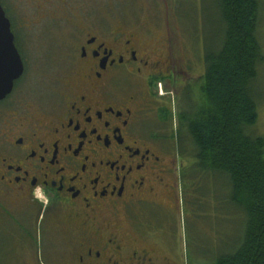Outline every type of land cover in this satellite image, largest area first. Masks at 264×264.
<instances>
[{
	"label": "flooded vegetation",
	"instance_id": "1",
	"mask_svg": "<svg viewBox=\"0 0 264 264\" xmlns=\"http://www.w3.org/2000/svg\"><path fill=\"white\" fill-rule=\"evenodd\" d=\"M0 4L25 65L0 100V236L33 244L26 264H181L180 58L125 24L120 3ZM29 57L71 76L53 99L20 98Z\"/></svg>",
	"mask_w": 264,
	"mask_h": 264
},
{
	"label": "trees",
	"instance_id": "2",
	"mask_svg": "<svg viewBox=\"0 0 264 264\" xmlns=\"http://www.w3.org/2000/svg\"><path fill=\"white\" fill-rule=\"evenodd\" d=\"M260 1H214L217 35L205 47L198 97L180 112L176 134L180 149L190 141L194 162L182 175L198 178L192 184L194 196L197 188L204 192L203 184L214 181L213 187L221 184L223 189L219 195L215 189V197L244 216L241 235L215 254L214 264H264V135L252 130L259 117L255 83L264 61Z\"/></svg>",
	"mask_w": 264,
	"mask_h": 264
},
{
	"label": "rangeland",
	"instance_id": "3",
	"mask_svg": "<svg viewBox=\"0 0 264 264\" xmlns=\"http://www.w3.org/2000/svg\"><path fill=\"white\" fill-rule=\"evenodd\" d=\"M83 1L98 2L104 5V8L107 3H120V19L125 21V24L141 30L148 42L161 50L160 53L172 50L174 57L180 58L182 62L180 69H184V73L181 75L184 78L180 81L179 97L170 89L173 92L171 94L172 107H176L175 103L180 100V112H182L183 109H187L189 103L197 99V86L191 87L189 83L194 82L196 85V82L197 84L201 82L205 73V47L217 35L219 15L215 7V0ZM260 2L261 16L258 33L264 51V0ZM60 36L61 34L58 32L56 36L54 35V40L62 41ZM186 64L191 66L187 67ZM45 66L47 65L43 60L38 58L29 57L27 59L28 68L17 87L20 98L24 101L35 104L44 97L53 99L52 91L58 87L57 84H62L63 81L71 77L62 74V65H51L50 70L44 69ZM187 72L188 74L185 75ZM255 84V92L259 94V117L252 130L257 134L264 135V61L259 67V75ZM160 90L164 94L167 93L163 86H160ZM172 141L174 146L179 148L175 156L181 165V170L189 166L192 167L194 161L189 155L188 149H191L190 141L187 144L184 142V149H180L177 135H174ZM191 174L188 173L186 178L182 177L183 182H181L183 186L186 185V180L189 179L188 182H190L187 188L183 187L184 194L187 191L189 195L187 194V200L181 203L180 216L177 219L181 264H214L215 254L223 251L227 242L230 244L233 238L241 235L244 216L242 213L227 209L224 201H220L221 198L218 196L215 197V189L217 194L223 189L221 184H216V188L213 187L214 181L211 182V185L203 184L204 192H202V188H197L199 194L197 193L195 197L192 184L198 178H195L196 176L193 178ZM220 202L223 204L218 209ZM203 203H206L205 208ZM218 210L219 212H217ZM16 243L10 238L7 240L4 236H0V264H26V261L31 258V252L33 253L35 249L33 244L28 243L22 247ZM228 248L231 249V247Z\"/></svg>",
	"mask_w": 264,
	"mask_h": 264
},
{
	"label": "water",
	"instance_id": "4",
	"mask_svg": "<svg viewBox=\"0 0 264 264\" xmlns=\"http://www.w3.org/2000/svg\"><path fill=\"white\" fill-rule=\"evenodd\" d=\"M24 71L25 65L15 43L10 19L0 4V100L12 92Z\"/></svg>",
	"mask_w": 264,
	"mask_h": 264
}]
</instances>
